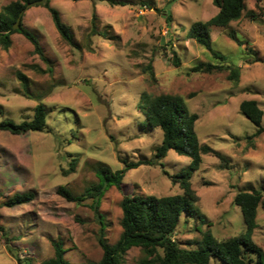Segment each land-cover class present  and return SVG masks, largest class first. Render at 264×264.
I'll list each match as a JSON object with an SVG mask.
<instances>
[{"label": "rangeland", "instance_id": "obj_1", "mask_svg": "<svg viewBox=\"0 0 264 264\" xmlns=\"http://www.w3.org/2000/svg\"><path fill=\"white\" fill-rule=\"evenodd\" d=\"M12 1L0 0V10ZM114 1L126 4L51 0L69 26L73 43L63 39L43 3L28 6L21 22L37 35L48 60L21 33L11 35L9 49L0 47V121L31 120L40 102L48 111L44 131L0 130V226L7 236L0 235V264H17L15 257L23 263L42 264L54 254L51 238L63 240L70 263L97 262L103 255L99 237L113 244L122 233L125 195L183 193L169 175L187 168L191 159L175 150L157 164L130 169L120 189L112 186L105 192L99 207L104 230L92 199L77 204L57 193L61 185L82 193L99 180L97 168L102 163L118 170L124 166L123 159L154 158L163 132L143 126L146 117L138 103L145 91L183 96L199 116L200 142L229 159L224 164L215 155L205 154L201 167L191 171L200 198L197 205L207 223L183 215L175 235L183 246L197 248L188 242L201 241L207 229L220 240L241 234L245 220L234 203L236 193L250 187L264 189V132L250 144L246 137L257 126L240 109L243 100L255 99L264 110V0H245L239 20L227 27H211V46L224 60L188 36L193 22L207 21L218 13L213 0ZM94 26L99 32L107 31L106 35L95 34ZM174 52L179 66L173 64ZM209 61L239 66L240 79L230 80L227 69L192 71ZM20 73L26 76L29 93ZM74 158L78 164L71 171ZM30 191L35 193L33 200L3 205L16 193ZM257 222L253 238L264 248L263 205ZM143 258L142 249L133 247L125 264H141ZM211 264L226 263L212 257Z\"/></svg>", "mask_w": 264, "mask_h": 264}, {"label": "trees", "instance_id": "obj_2", "mask_svg": "<svg viewBox=\"0 0 264 264\" xmlns=\"http://www.w3.org/2000/svg\"><path fill=\"white\" fill-rule=\"evenodd\" d=\"M34 1L36 0H14L2 7L0 10V47L9 49L12 44L11 35L21 33L33 44L35 52L40 54L44 60H48L35 33L24 27L22 22L19 28H13L20 13H24L29 3ZM108 1L113 5L126 4L123 1ZM213 3L218 7V13L207 21L193 22L189 28L188 36L205 46L216 58L224 60V57L211 46V27H227L231 22L239 20L246 5L245 0H213ZM43 5L49 9L54 25L63 39L73 43L71 30L62 20L59 10L51 5V0H44ZM167 17L170 20L171 15L168 14ZM95 27H93L95 34L106 35L107 31L99 32L97 29L95 30ZM231 37L237 39L234 33L231 34ZM259 60L256 59V61ZM172 61L176 66L181 64L180 58L175 52ZM147 68L150 75L154 76L152 66L149 65ZM225 69L230 71V80L238 81L240 79L241 68L224 63L200 62L192 68V71L211 73ZM19 77L23 81L26 92L29 93L26 76L20 73ZM138 108L146 117L143 126L159 128L163 132L162 144L157 147L154 158L131 162L123 159L124 166L118 170H113L102 163L97 168L99 180L86 187L82 193L76 194L64 185L58 187L57 193L66 200L77 204L92 199V207L103 225L102 230H104V215L100 212L99 207L105 192L112 186L120 189L123 179L130 169L137 168L142 164H157L158 160L167 156L169 150H175L180 155L188 156L191 159L187 168L174 175H169L174 182L180 184L183 193L161 197L139 194L125 195L121 202L122 233L119 239L110 244L101 235L99 243L103 249V255L99 261L90 264H125L127 252L133 247H140L144 253L141 264H211L212 257H217L226 264H264V248L253 238L255 229L258 227V208L260 205L264 206L263 188L250 187L239 190L233 199L234 203L240 206L245 220V229L241 234L220 240L211 229H207L202 232L201 241L188 242L190 245L197 244V248L185 247L176 239L177 227L183 215L195 217L203 223H207V218L200 212L197 205L200 198L193 188L191 171H196L201 167L205 154L215 155L224 164H227L229 159L209 144L200 142L196 130L199 116L189 109L183 96L166 93L153 95L145 91L140 96ZM240 109L257 126V130L246 137L251 144L253 138L264 132V110L255 99L243 100L240 103ZM47 121V107L40 102L35 106L31 120L20 123L10 119L2 120L0 121V130L12 134L44 131L47 128ZM77 164L78 158L72 159L70 170L74 171ZM160 164L163 166V163ZM165 173L169 174L167 171ZM34 198L35 193L32 191L16 193L3 205L14 206L29 202ZM0 235L4 239L7 237L2 226H0ZM50 241L54 254L42 264H72L65 257L67 250L63 240L51 238ZM15 258L17 264H30L28 261L23 263L19 257Z\"/></svg>", "mask_w": 264, "mask_h": 264}, {"label": "water", "instance_id": "obj_3", "mask_svg": "<svg viewBox=\"0 0 264 264\" xmlns=\"http://www.w3.org/2000/svg\"><path fill=\"white\" fill-rule=\"evenodd\" d=\"M42 3H44V0H36L34 2L29 3L28 6L34 5V4H42ZM22 14H23V12H21L20 15L18 16V18H17V20H16V22H15V24L13 26L14 29H17V28H19L21 26L20 23H21V19H22Z\"/></svg>", "mask_w": 264, "mask_h": 264}]
</instances>
